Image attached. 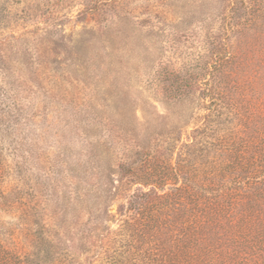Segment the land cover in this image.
<instances>
[{"label": "trees", "instance_id": "obj_1", "mask_svg": "<svg viewBox=\"0 0 264 264\" xmlns=\"http://www.w3.org/2000/svg\"><path fill=\"white\" fill-rule=\"evenodd\" d=\"M196 5L182 17L206 6L218 20L206 17L184 35L149 18L146 29L131 23L135 49L148 54L147 40L161 34L181 60L178 69H156V91L172 106L123 128L119 153L100 159L99 205L81 251H66L71 260L264 264V0Z\"/></svg>", "mask_w": 264, "mask_h": 264}, {"label": "rangeland", "instance_id": "obj_2", "mask_svg": "<svg viewBox=\"0 0 264 264\" xmlns=\"http://www.w3.org/2000/svg\"><path fill=\"white\" fill-rule=\"evenodd\" d=\"M197 2L0 0V264H80L66 251H81L99 205L100 159L119 153L123 128L172 106L156 69L181 60L161 34L148 54L135 49L131 23L146 29L149 18L184 35L218 20L206 6L183 18Z\"/></svg>", "mask_w": 264, "mask_h": 264}]
</instances>
